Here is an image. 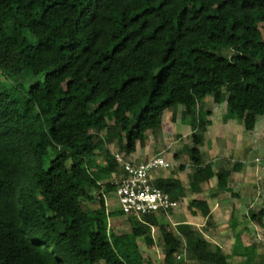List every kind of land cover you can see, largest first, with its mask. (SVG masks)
<instances>
[{"label": "trees", "instance_id": "16d2710c", "mask_svg": "<svg viewBox=\"0 0 264 264\" xmlns=\"http://www.w3.org/2000/svg\"><path fill=\"white\" fill-rule=\"evenodd\" d=\"M206 96L225 99L223 119L244 131L264 118V0H0V264H144L132 250L142 236L152 244L153 227L162 264L180 263L183 250L191 264H228L194 228L182 226V238L160 222L165 212L142 221L105 200L125 175L106 145L134 153L177 105L192 129L189 188L215 177L228 190L230 170L214 171L199 150ZM151 181L184 196L178 178ZM188 207L208 217L205 200ZM119 216L136 226L113 232ZM263 216L247 217L264 226ZM234 239L249 262L256 246Z\"/></svg>", "mask_w": 264, "mask_h": 264}, {"label": "rangeland", "instance_id": "374dc122", "mask_svg": "<svg viewBox=\"0 0 264 264\" xmlns=\"http://www.w3.org/2000/svg\"><path fill=\"white\" fill-rule=\"evenodd\" d=\"M200 106L203 111L210 112V114L207 115V118L211 121L208 131L206 130L204 132V143L199 147V150L202 152V159L212 162L214 170L230 168L231 165H233V160H238L239 162L243 161L248 168L256 167V171H260L258 175H256V178L260 176L259 179L262 181V184L260 196L257 197L255 194L251 195L252 198H254L252 201H256L257 203L253 205L252 211L255 210V212H258L259 209H264V140L260 138L257 140L256 145L248 146L246 149L242 147V149L239 150L234 149L237 143L233 141L223 144V141H228L229 133L232 129L226 125H230L232 122H227L225 124L223 119L226 113V100L224 99L220 103H214L211 96H206L203 98ZM173 112L174 116L172 118ZM180 113V105L165 109L161 115V124L153 132H147L148 137L142 145L139 143L137 144V149L134 153L125 155L124 152L119 151L118 148L114 146V142H110L106 145V153L109 156L118 153L124 157L127 156L136 162H141L154 156H162L169 162L174 163L171 167L162 169L157 168L151 173L152 178L181 177L185 182L183 184L186 187L184 196L179 200V206L167 214L165 218H160V222H168L170 229L179 233L178 236H181L182 238H185V235L183 233L182 235L180 232L182 226L194 228L195 236L205 238L208 242L209 249L213 250L219 245L223 247L221 248L225 253L231 255V258L228 259V264H264L262 261L264 259V226H260L257 222H253L251 225H247L246 229H244L245 224L240 223V226L236 228V230L229 231L227 228L228 222L225 219L219 223L220 228H218V232L220 235L213 234L215 237H212L209 234V232H212L210 230L211 227H207L204 220H202V216H200L201 214L199 212L195 213V208L190 209L188 207L191 197L195 196L188 187L190 170L192 169L189 158V149L193 145L192 129L187 123H182ZM240 126V132H243V126L241 124ZM235 128L237 127L235 126ZM254 130L255 134H258L259 136L262 134L264 136L263 116L257 117ZM255 134H251L250 131H244L246 142L256 141V139H254V137H256ZM233 138L237 139L238 135H233ZM115 140H117V138H115ZM101 157V154H97V156L93 158L100 160L102 159ZM182 164L184 165L183 169L179 167ZM215 179L216 178L211 181L215 182ZM213 182H210L212 186L214 185ZM105 200L109 209L118 208L114 192L105 194ZM82 203L85 208L89 209H93L96 206L95 202L91 203L83 201ZM236 203L238 204V202ZM262 220L264 222V216L262 217ZM249 221L251 222L254 220L245 218V222L250 224ZM135 226L136 222L132 218H126V216L109 219V227L116 233L130 232ZM236 234L241 236L240 240L243 246H248L250 244L256 246L254 253L249 256V262L247 263H243V260L248 258L247 255H237L232 252ZM150 235L152 238V244L148 243L146 237H139L138 247L132 250V252L134 254H141L144 264H162L163 242L159 229L156 227L151 228ZM176 258L177 260H180V263L178 264H191L195 262V259L189 257L185 250L179 253V256H176Z\"/></svg>", "mask_w": 264, "mask_h": 264}, {"label": "crops", "instance_id": "0c3cea01", "mask_svg": "<svg viewBox=\"0 0 264 264\" xmlns=\"http://www.w3.org/2000/svg\"><path fill=\"white\" fill-rule=\"evenodd\" d=\"M224 122H225V124L227 122H232V123H230L231 126L226 124L227 127H231L232 129L229 133L228 141H226V140L223 141V144H226V143H229L230 141H233V142L237 143L236 147H234L235 150L242 149V147H244L246 149L248 146L256 145L257 140L260 138L262 140H264V136L262 134L260 136L258 134H255V130H254L255 126H254L253 130H251L250 132H251V134L256 135V137H254V139H256V141L254 140L253 142H246L244 131L240 132L241 131L240 130L241 129L240 121L234 120V119H228L226 121L224 120ZM210 124H211V121L209 122V124H207V129H206L207 131L210 127ZM235 126L237 128H235ZM235 134L238 135L237 139L233 138V135H235ZM245 149H243V150H245ZM201 155H202V152H201ZM202 161L204 164L211 163V165H212V162H210L208 160L205 161L202 159ZM255 168L254 167H249V168L246 167V165H245V163H243V161L239 162L238 160L237 161L233 160V165H231V167L227 169V170H230V174H229V177L227 180L228 190H226V191L220 190L217 186L216 181H215L216 179L214 180L215 182L211 181L215 177H211L209 180L202 181L201 182V189H200L201 191L199 193H194L189 188V190L195 195V196L191 197V199H193V198L203 199L208 204V207H209L208 217L202 216V220H204V222L208 228L211 227L210 230L212 232H209L210 236L215 237V235H213V234L220 235V233L218 232V228H220L219 223L225 219L228 222L229 227L227 226V228L229 229V231L236 230V228H238L240 226L239 225L240 223L245 224L244 229H246L247 225H251V223L256 222V221H251V222L249 221L250 224L245 222V218H248L247 216L252 211L253 205L257 204L256 201H252V199H254V198H252L251 195L255 194V196L259 197L261 194L260 190H261L262 181L259 179L260 176H258L256 178V175H258V173L260 171L259 170L256 171ZM243 170H244V173H243ZM253 170H254V172H253ZM191 171H192V169L190 170V173H191ZM214 171H216V170H214ZM178 179H180L183 183H185L181 177ZM190 180H191V178H190ZM210 182H213L214 185L212 186L210 184ZM184 192H186V187H185ZM241 192H243V193H241ZM236 202H238V204ZM253 209H255V208H253ZM252 212H255V210ZM232 220H234L236 222L235 227H230V223L232 222ZM210 222H211V224H210ZM220 247H222V246H220Z\"/></svg>", "mask_w": 264, "mask_h": 264}, {"label": "built area", "instance_id": "2783aa9c", "mask_svg": "<svg viewBox=\"0 0 264 264\" xmlns=\"http://www.w3.org/2000/svg\"><path fill=\"white\" fill-rule=\"evenodd\" d=\"M114 157L125 171V176L118 181L115 190L118 209L125 215L143 221L145 215L160 212L167 215L168 210L179 206L178 200L172 199L151 181L153 170L168 168L174 163L162 156L150 157L137 163L118 153Z\"/></svg>", "mask_w": 264, "mask_h": 264}, {"label": "clouds", "instance_id": "9594fccd", "mask_svg": "<svg viewBox=\"0 0 264 264\" xmlns=\"http://www.w3.org/2000/svg\"><path fill=\"white\" fill-rule=\"evenodd\" d=\"M115 154V153H114ZM114 154H113V156H114ZM125 154V153H124ZM125 155H127V154H125ZM115 158V157H114ZM125 158L126 159H129V160H131V161H133V162H135L133 159H131V158H129V157H127V156H125ZM137 163V162H136ZM119 165H120V167L122 168V166H121V164L119 163ZM122 170H123V168H122ZM123 172L125 173V171L123 170ZM125 176V175H124ZM123 176V177H124ZM118 183V181L116 182V184ZM114 193H115V191H114ZM118 205V204H117Z\"/></svg>", "mask_w": 264, "mask_h": 264}]
</instances>
